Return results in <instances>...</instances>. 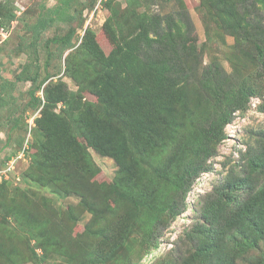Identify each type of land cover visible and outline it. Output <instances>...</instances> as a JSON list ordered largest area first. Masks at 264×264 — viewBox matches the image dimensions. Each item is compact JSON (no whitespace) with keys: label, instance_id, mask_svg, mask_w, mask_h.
I'll use <instances>...</instances> for the list:
<instances>
[{"label":"trees","instance_id":"obj_1","mask_svg":"<svg viewBox=\"0 0 264 264\" xmlns=\"http://www.w3.org/2000/svg\"><path fill=\"white\" fill-rule=\"evenodd\" d=\"M110 1L106 3L109 8ZM203 6L213 11L224 32L245 43L256 67L253 74L232 77L230 81L216 62L207 65L198 79L206 93L203 100L189 95L187 87L192 72L189 63L195 60L197 48L191 22L184 14L141 13L130 21L128 16L132 14L126 13L120 21L118 13L110 8L103 27L113 45L108 55L93 33L86 30L81 46L92 63H85L77 75L68 73L98 99L100 108L83 101L79 93L71 92L61 81L48 84L41 101L35 93L47 79L37 84V71L32 76L16 77V81L32 85L33 105L41 107L34 119L41 138L35 144L36 156L26 176L39 186L53 185L64 194L84 197L83 184L96 170L88 150L109 157L116 163V179L121 181L111 187L119 196L115 202L121 199L129 206V218L142 240L128 241L120 235L109 244L111 251L95 245L91 240L100 244L106 239L102 229L95 230L100 221L95 218H100L102 212L97 204L85 201L94 220L82 237L72 241L64 234L76 224L73 209L68 211L69 218L61 217L56 224L54 218L45 215L50 202L44 208H34L26 193L15 188L19 196L12 197L8 205L0 203L5 219L13 218L18 227L14 231L0 220V264L39 263L51 254L73 261L85 243H93L87 255L97 251L87 264H104L106 260L108 264H138L143 255L156 248L149 238L158 223L168 222L179 213L178 204L171 200L173 195L180 197L182 204L212 146L222 140L224 127L234 113L247 108L250 98L258 93V81L264 77V0H203ZM51 12L56 15L54 20L67 14L68 26L73 19L64 7ZM13 18L11 15L8 21ZM36 24L33 28L38 31ZM0 27L3 29L5 24L0 23ZM75 33L69 28L66 35L52 38L46 46L55 44L66 50ZM191 99L196 103L190 104ZM3 103L1 100L0 106ZM203 104L209 108L204 124L189 135L179 134L191 118L190 107ZM180 109L184 121L176 126ZM258 139L264 148V135L259 133ZM147 159L151 161L147 163ZM247 165L241 177L230 170L222 187L214 191L216 194L203 200L201 220L184 234L195 247L177 264H264V179L257 178L264 174V152L251 157ZM8 184L0 183V200L5 199ZM243 190L245 195L240 199ZM20 229L28 233V239ZM129 231L126 229L125 234ZM29 240L34 241V247L29 246ZM143 243L147 244L144 251ZM255 251L260 252L259 259L251 254Z\"/></svg>","mask_w":264,"mask_h":264},{"label":"rangeland","instance_id":"obj_2","mask_svg":"<svg viewBox=\"0 0 264 264\" xmlns=\"http://www.w3.org/2000/svg\"><path fill=\"white\" fill-rule=\"evenodd\" d=\"M108 1L0 0V23L5 24L3 29L0 27V102L4 101L0 106V169L7 168L9 161L13 162L9 179L4 181L9 182L7 194L4 200H0V203L8 205L12 197L19 196L20 193L15 191L17 188L25 192L32 200L34 208L37 206L44 208L45 204L50 202V205L48 204L50 210L45 215L54 218L56 224L61 221V217L69 218L68 211L73 209L76 214L73 217L77 218L76 224L67 235L64 234V236H70L72 241L82 237L86 228L92 225L94 220L92 211L88 210L89 205L85 201L95 203L100 206L102 212L99 215L100 218H95L100 220L95 230L102 229L106 239L100 244H97L96 240L91 241H95V245L101 249L111 251L109 244L120 235L128 241L140 242L142 240L136 226L133 225V219L129 218L131 214L129 206L121 199V202H115L119 196L112 192L111 187L121 182L116 179L118 172L116 163L109 157L100 156L92 149L88 150L96 170L89 182L83 184L84 188L81 192L85 194L84 197L79 194H64L53 185L39 186L32 182L26 176V172L32 158L36 156L35 144L41 138L34 125V119L39 116L41 107L37 108L33 105L30 94V90L33 89L32 85L29 82H18L16 77L32 76L37 71V84L47 79L40 90L35 93V97L41 101L44 99L45 87L61 81L71 92L79 93L83 101L98 105L100 108L98 99L84 86L78 85L68 72L77 75L82 71L85 63V66L92 63L90 56L83 52L81 46L86 30L93 33L103 53L108 55L113 49L103 29L111 9L118 13L117 18L120 21L122 20L120 16L126 13L132 14L128 16L130 21L141 13L184 14L189 19L197 49L195 60L189 63L192 72L187 87H189V95L200 100L206 98V93L201 89L198 79L201 78L203 68L212 62L219 65L230 81L232 77L242 78L253 74L256 67L248 52L249 48L244 42L224 32L213 11L203 6V0H111V9L106 5ZM58 7L59 10L66 8L73 16L69 26L65 18L67 14L63 16L61 14V19L54 20L56 15H53L51 11ZM11 15H14V18L9 22ZM50 18L54 21L51 22ZM38 21L41 22L38 23ZM34 24L39 26L40 30L35 31ZM69 28L76 30L71 38L70 48L61 50L55 44L46 46L52 38L66 35ZM191 100L190 104L196 103V99ZM246 106L244 111L234 113L232 121L224 127L222 140H218L212 146L210 156L203 161V169L195 176L191 187L182 198V204H180V197L173 195L171 200L178 204L179 213L173 218L166 214L165 217L171 219L168 222L158 223L149 238V242L157 246L147 255H143L138 264L158 262L159 264H177L178 261L184 259L186 253L195 247L192 241L186 240L184 234L198 220H201L199 211L206 196L216 194L214 191L222 187L230 170L241 177L248 168V160L253 156L263 154L264 148L260 145L262 141H259L258 134L264 135V77L258 81L257 95L250 98ZM60 107L61 105H58L57 111ZM208 109L206 104L199 108L195 105L191 106L189 111L191 118L185 121L178 133L189 135L194 128L198 129L204 124L203 119ZM183 112L180 109L176 113V126L183 124ZM149 157L152 158V155ZM150 161L147 159V163ZM263 176L264 174L257 178L262 180ZM239 195L240 199L243 198L245 190ZM16 198L22 199L21 197ZM5 218L3 212L0 211V220L12 230H18L13 218ZM63 226L66 227V224ZM128 228L130 229L129 235H126L125 230ZM21 233L27 239L29 238L28 233H23V231ZM89 244L93 243H85L82 251L76 255V260L72 259L73 261L51 254L39 263L34 261L21 264H87L93 254L97 253L94 251L87 255L92 246ZM34 245V241L29 240V246L34 247ZM141 245L144 251L147 244ZM36 252L41 254L39 250ZM251 254L257 259L260 258V252L255 251ZM8 262L11 264L10 261ZM92 264L100 263L93 262ZM104 264H108V261L106 260Z\"/></svg>","mask_w":264,"mask_h":264},{"label":"built area","instance_id":"obj_3","mask_svg":"<svg viewBox=\"0 0 264 264\" xmlns=\"http://www.w3.org/2000/svg\"><path fill=\"white\" fill-rule=\"evenodd\" d=\"M12 161H9L7 164V168H1L0 169V183L7 181L9 179V173L11 172V170L13 169L11 167L12 165Z\"/></svg>","mask_w":264,"mask_h":264}]
</instances>
